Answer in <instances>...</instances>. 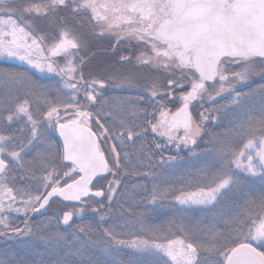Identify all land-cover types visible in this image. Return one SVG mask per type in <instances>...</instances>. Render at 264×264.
<instances>
[{
    "label": "snow or ice",
    "instance_id": "6c2138e0",
    "mask_svg": "<svg viewBox=\"0 0 264 264\" xmlns=\"http://www.w3.org/2000/svg\"><path fill=\"white\" fill-rule=\"evenodd\" d=\"M94 38L157 77L146 95L106 94L135 87L129 75L85 74ZM0 58L29 66L0 67V264H29L9 242L55 250L70 237L81 248L55 264H101L82 258L89 211L109 264H264V84L237 88L264 81V0H0ZM227 112L234 125L212 131ZM201 143L212 146L203 167L158 183L157 163L199 156ZM168 199L177 216L166 224L116 223L114 204L122 216Z\"/></svg>",
    "mask_w": 264,
    "mask_h": 264
},
{
    "label": "trees",
    "instance_id": "16d2710c",
    "mask_svg": "<svg viewBox=\"0 0 264 264\" xmlns=\"http://www.w3.org/2000/svg\"><path fill=\"white\" fill-rule=\"evenodd\" d=\"M111 46H109L107 49H111ZM101 51L95 50L90 54L88 57L89 63L86 67V69L95 68L98 71L105 72V66L103 67L102 64L99 61H94V59L100 54H105L108 56L117 57V55H114L113 51L111 50H104L99 49ZM90 51H92L90 49ZM0 67H12L20 70L27 69L29 66L12 61V60H5L0 59ZM85 69V71H86ZM34 71V70H32ZM36 76L40 79L42 83H54V79L50 77L48 74H41L36 73ZM108 95H116V96H131L135 98L138 95H146L142 92L137 91H129V90H108L106 93ZM221 103H225V101H221ZM251 105H259L260 101L258 98H255L254 100H250L249 102ZM205 107H208L206 104ZM149 111H152L151 108H149ZM238 119L235 112H227L221 122L220 127H212V131L216 132H224L226 129L231 128L236 120ZM152 137H149V142L151 141ZM156 139L159 140L157 137ZM207 139V137L205 138ZM162 142V141H161ZM211 145H207L205 143L200 144V148L197 149V152L200 153L199 156H191L186 151H182L180 153V159L174 164L172 168L167 167H161L158 163L156 164L155 171L159 174L160 179L158 183H161L162 186H167V183L165 182H176V180L182 176L186 177L188 173L194 172L196 169L201 168L204 166V162L208 159V157L205 155L208 151L211 149ZM203 150V151H202ZM167 155H176L174 148H169L164 153ZM159 156L154 157V161H158ZM135 180L136 183H144L147 185V188L150 192L152 188V181L151 180H145L141 177L132 178ZM131 180L129 181V187H131ZM147 195V193H141L139 196H137V199H140L141 196ZM123 203V208L127 209L129 207V203ZM114 210L116 212V223L123 224L125 219H132L135 220L136 216H141L143 218V222L146 224H166L167 221L173 219L177 216V206L175 205V202L171 199L165 200L157 205H148L143 204L140 207H136L135 205H132L133 213H127L123 212V215L121 216L122 209L119 205H113ZM188 216L192 220H203L205 224L211 222V216L210 214L204 213L200 210H194L190 213H188ZM77 223H81V220L77 218ZM83 223L85 224H92L93 225V233L91 236V241H97L101 237L100 230L96 227L95 220L93 219L92 213H88L84 217ZM87 237H81V240H87ZM89 242L88 248L85 250V255L82 257L85 261L89 257H91L93 260L99 259L101 261V264H109L110 257L103 254L101 250V245L94 244L92 242ZM11 245H13L14 250L19 253L18 258L23 259L25 261H28L29 264H41V261H43V264H55L57 260H60L64 258L67 255L68 249L71 248L73 251L76 249L81 248V243L76 242L73 240V238H69V243L67 247H60L55 250L47 248L44 244L39 242H30L27 244H20L16 242H9ZM6 250V246L3 243H0V252H3ZM81 257H71L69 256L68 259L75 260L80 259Z\"/></svg>",
    "mask_w": 264,
    "mask_h": 264
},
{
    "label": "rangeland",
    "instance_id": "374dc122",
    "mask_svg": "<svg viewBox=\"0 0 264 264\" xmlns=\"http://www.w3.org/2000/svg\"><path fill=\"white\" fill-rule=\"evenodd\" d=\"M42 32L43 34H46L49 37L54 35L52 30L47 29L46 27L42 28ZM109 46L112 47V42L110 40L106 38H94L90 40L89 47L84 52H82L81 55L88 59L90 54L94 52L95 50L101 51L99 49H104L106 51ZM90 49L92 51H90ZM0 59H4V58H0ZM118 59H119V53L117 57L100 54V56L96 57L94 61H99L103 67L105 66V72L98 71L92 67L90 69L85 68L86 69L85 74L88 75L89 73H91L93 76H96L98 78H104V79L112 78L117 73L121 75H129L131 77H134L137 83L135 87L131 89H126V90L144 91L146 93V89L150 85L151 81L153 79H156L157 77L153 73L148 72L147 70L137 71L132 65L117 63ZM5 60H8V59H5ZM12 61L19 62L17 60H12ZM238 87H241V85H237V88ZM109 90H121V89L110 88ZM178 103H179L178 101L173 102V103H168L167 107L170 108L172 111H175L176 107L178 106ZM101 183H104V182L102 181ZM55 208H57V205L54 204L53 209ZM88 213H90V211L85 213V215Z\"/></svg>",
    "mask_w": 264,
    "mask_h": 264
},
{
    "label": "flooded vegetation",
    "instance_id": "af4514ba",
    "mask_svg": "<svg viewBox=\"0 0 264 264\" xmlns=\"http://www.w3.org/2000/svg\"><path fill=\"white\" fill-rule=\"evenodd\" d=\"M107 50H111L112 51V47H111V49H107ZM114 55H118V53H116ZM261 84H264V81H262L259 77H255V78H253L252 81H250L248 87L241 86V87H238V90H240V91H248L249 90V87H251L252 89H257V88L260 87ZM137 92L145 93L144 91H137ZM256 98H258L259 101H260L259 96H257Z\"/></svg>",
    "mask_w": 264,
    "mask_h": 264
}]
</instances>
